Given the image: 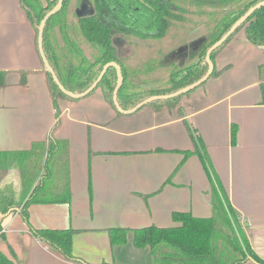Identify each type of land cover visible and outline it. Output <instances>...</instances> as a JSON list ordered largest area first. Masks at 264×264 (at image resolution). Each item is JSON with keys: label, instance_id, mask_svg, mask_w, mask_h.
<instances>
[{"label": "crops", "instance_id": "1", "mask_svg": "<svg viewBox=\"0 0 264 264\" xmlns=\"http://www.w3.org/2000/svg\"><path fill=\"white\" fill-rule=\"evenodd\" d=\"M55 29L63 48L67 31ZM206 33L205 24L189 29V42ZM162 40L140 38L144 50L140 64L156 58L157 53L145 54V50L160 46ZM44 66L36 31L21 1L0 0V71L7 73L0 85V158L28 157L36 144L44 145L37 151L43 156L38 176L28 181L30 159L0 166V189L9 184L12 172L21 173L20 188L30 183L25 201L46 174L50 131L56 121ZM216 66L222 72L174 108L147 105L118 114L100 88L77 100L60 99L61 122L54 137L66 143V152L56 153V167H64L65 172L50 190L58 195L69 190L71 202L31 204L32 225L73 229L74 254L91 264H154L150 247L134 246L132 231L127 244L112 246L109 229L172 227L177 225L174 212L201 218L214 215L212 179L196 153L200 141L192 134L193 127L252 249L264 261V50L241 30L218 54ZM141 78L148 88H159L155 80L147 82V72ZM185 151L191 154L186 157ZM54 174L53 167L47 178ZM0 251L16 264H80L34 236L20 209L2 224Z\"/></svg>", "mask_w": 264, "mask_h": 264}, {"label": "trees", "instance_id": "2", "mask_svg": "<svg viewBox=\"0 0 264 264\" xmlns=\"http://www.w3.org/2000/svg\"><path fill=\"white\" fill-rule=\"evenodd\" d=\"M20 1L34 26L38 43L39 25L48 11L57 4L58 0H46V4L43 0ZM93 1L96 13H89L80 17L76 21V27H78L79 33L87 42L96 46L98 49L97 55L92 59H88L76 41L66 37L67 44L75 48L73 49L74 52L80 57L79 64L75 66L71 61L65 73L59 66L54 34L57 26L63 32L70 27L66 19L69 0H64L61 10L53 15L46 24L44 31L45 54L62 84L74 93L85 91L98 78L106 63L117 61L122 66L124 75V84L118 93V100L124 109H131L150 96L172 93L203 77L209 68L206 60L208 49L221 39L231 26L252 6L262 0ZM59 18H62L60 22H58ZM175 20L179 22L188 20V22H191L190 30L202 24L207 26V33L201 38V44L198 47L193 46L194 60L180 70L173 71L170 75L169 85L166 87L146 88L139 91L128 90L126 88L128 72L118 53L117 46L120 45V41L115 39L116 35H131L141 39H162L169 32ZM241 30L245 31L250 42L264 50V6L257 9L223 45L212 52L215 69L210 78L217 77L222 72L216 66V57ZM43 71L47 75L48 86L56 109V121L50 131L51 144L44 165L46 174L41 177L40 183L26 201V195L21 198L17 197L18 189L16 186L6 184L0 189V230L6 217L20 209V213L29 225L31 232L45 245L56 250L68 260L80 264H91L74 254L73 229H37L30 221L29 206L33 203L71 202L69 190L62 192V195L58 197H49L43 195V193L46 190L45 179L47 178V173L49 175L51 171H49L51 158L61 151L62 148H66L65 142H61L54 137V132L61 122L62 109L59 101L60 99L77 100L78 98L65 94L45 66ZM6 74L5 71H0V85L5 84ZM26 74L27 72L24 71L22 75L23 83L26 82ZM117 80V69L110 67L95 89L100 88L106 101L116 110L113 96ZM208 80L200 86H204ZM187 94L155 100L147 105L156 109H161L165 106L174 108L178 106L181 99ZM118 114L122 113L118 111ZM192 134L200 141V145L196 148V153L200 156L212 179L214 215L209 218H201L194 216L190 212H174L173 220L177 225L172 227L152 225L136 229L112 228L109 229L112 246L127 244L128 233L132 231L134 234V246L138 249L150 247L154 257V264H242L248 260L264 264V261L252 249L246 234L241 228L239 216L213 169L212 161L205 149V145L193 127ZM232 135L233 140H235L237 135L235 126L233 127ZM43 146L42 143H38L34 147L35 150L32 153H28V157L22 155L19 158L23 157L24 161L30 159L34 163L37 157L40 164L43 156L37 151ZM185 154L187 157L191 154V151H185ZM15 158L16 156L14 155L0 158V166L3 167L6 161L9 162ZM34 175L38 176L36 173ZM17 187L19 188L18 185ZM0 264L16 263L0 251ZM100 264H116V262L109 263L104 261Z\"/></svg>", "mask_w": 264, "mask_h": 264}, {"label": "rangeland", "instance_id": "3", "mask_svg": "<svg viewBox=\"0 0 264 264\" xmlns=\"http://www.w3.org/2000/svg\"><path fill=\"white\" fill-rule=\"evenodd\" d=\"M77 1L78 0H69V3H68L67 13L69 15L66 16V19L69 16V20L67 21H69L71 25L68 24L70 27L66 29L67 36L71 40L76 41L77 45L81 48L85 56L87 54L90 56V59H92L95 55H97L98 49L96 48V46L87 42L83 38V36L79 33L78 27H76L75 20L77 16L74 14V10H75V5ZM43 2L45 4L47 3L46 0H43ZM86 2L88 4L89 0L88 1L86 0ZM188 16L192 17L190 15ZM194 18H197V17H194ZM61 20L62 18H59L58 22H60ZM190 25H191V22H188V20L185 22L184 21L179 22L178 20H175L169 32L166 34V36L163 37L164 40H162L160 46L155 45L145 50V54L157 53L156 58H154V60L153 58H151L147 61H144L142 64H140V53L144 50L140 49V38H137L131 35H122V34L116 35L115 39L117 41H122L121 46L119 45L117 47H118V53L121 59L123 60L124 65L126 66V69L128 72V79L126 82V88L128 90L139 91V90L148 88L147 86L144 85L145 79L143 81V78H141V75L144 71L147 72V77H148L146 78L147 82L151 80H155L156 83L157 82L159 83L157 87L159 88L166 87L169 85L170 75L173 71L180 70L181 68L190 64L194 60L195 57L193 55V47L191 43L189 42V38H188V32H189ZM60 31L62 32L61 29ZM54 36L56 40L55 44L57 47L59 66L61 67V69H63L65 73L71 61L73 62L75 66L79 64L80 57L74 52L73 49L75 48L67 44V41L65 42V46L63 48L60 47L59 44L61 42L63 44L62 36H60L59 41H58L56 32ZM147 65H148V68L150 69L145 68V66ZM153 68L155 69L152 70ZM61 152H62V155H65L66 148L64 149L62 148ZM53 156L54 157L51 158L50 160L49 171L52 170L54 167L55 174L45 179L46 190L44 191L43 195H47L49 197H58V196H61L62 193L58 195L55 192V190H50V189L51 187H53V184L55 181H57L58 179L61 180L60 178L62 176V173L60 172H65V169L64 167H61V166L56 167V161H58V157L56 154ZM15 159H18V161L20 162H24L23 157L22 158L16 157ZM15 159H12V160H15ZM37 168H38V160L36 157L33 165H30L31 173L27 175L26 181H28L27 179L32 178L33 176L35 177L34 174L37 172ZM40 168H42V166H40ZM20 175L21 173L15 174V172H12L9 175V178L7 179V181L9 184L13 185L14 187L16 186V188L18 189L17 197L21 198L26 195L27 191L25 190L28 189V186L30 183L28 184L27 182L22 188L19 187L20 188L19 189L17 187L18 185L17 181L18 179H20L19 178Z\"/></svg>", "mask_w": 264, "mask_h": 264}, {"label": "water", "instance_id": "4", "mask_svg": "<svg viewBox=\"0 0 264 264\" xmlns=\"http://www.w3.org/2000/svg\"><path fill=\"white\" fill-rule=\"evenodd\" d=\"M63 2L64 0H58L57 4L50 10L48 11V13L44 16V18L42 19L40 25H39V31H38V47H39V52L40 55L42 57V61L45 65L46 70H48L52 76L53 79L55 80V82L57 83V85L59 86V88L67 95L73 97V98H83L87 95H89L92 91H94L96 89V87L99 85L100 81L102 80V78L104 77V75L106 74L107 70L110 67H115L117 69V75H118V80H117V85L115 87L114 90V103L115 106L117 108V110L123 114H131L136 112L137 110H139L140 108L144 107L145 105L149 104L150 102H153L155 100H159V99H168V98H173V97H177L180 95H184L187 94L191 91H193L194 89H196L197 87H199L201 84L205 83L211 76V74L213 73L214 69H215V64L212 60V52L214 50H216L217 48H219L221 45H223L225 43V41L236 32V30L243 24L246 22V20L259 8H261L262 6H264V0L258 2L256 5L252 6L242 17H240L232 26L231 28L221 37V39H219L217 42H215L207 51L206 54V60L209 64V68L208 71L206 72V74L201 77L199 80L195 81L192 84H189L183 88H180L172 93H168V94H159V95H153L150 96L146 99H144L143 101H141L140 103H138L135 107L131 108V109H124L118 100V93L120 91V89L122 88L123 84H124V75H123V69L122 66L117 62V61H110L108 63H106L100 73V75L98 76V78L93 82V84L87 88L85 91L81 92V93H74L70 90H68L61 82L58 74L56 73L54 67L50 64L46 54H45V50H44V31H45V27L46 24L48 22V20L55 15L56 13H58L62 6H63ZM201 40L196 42V46L201 44ZM194 45V46H195Z\"/></svg>", "mask_w": 264, "mask_h": 264}, {"label": "flooded vegetation", "instance_id": "5", "mask_svg": "<svg viewBox=\"0 0 264 264\" xmlns=\"http://www.w3.org/2000/svg\"><path fill=\"white\" fill-rule=\"evenodd\" d=\"M88 1V0H87ZM86 0H78L76 5H75V10H74V14L77 16V21L80 17L89 14V13H96L95 12V6H94V1L93 0H89L88 4ZM118 39V38H117ZM196 44V42L192 43V47ZM194 47H198V45L194 46Z\"/></svg>", "mask_w": 264, "mask_h": 264}]
</instances>
